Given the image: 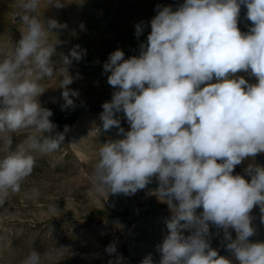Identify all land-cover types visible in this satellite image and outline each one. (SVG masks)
Returning <instances> with one entry per match:
<instances>
[{"label": "clouds", "instance_id": "obj_1", "mask_svg": "<svg viewBox=\"0 0 264 264\" xmlns=\"http://www.w3.org/2000/svg\"><path fill=\"white\" fill-rule=\"evenodd\" d=\"M49 5L62 8L65 0ZM241 6L252 24L247 33L238 27ZM39 7L40 0H18L14 16L26 30L0 58V207L32 175L33 153L50 155L65 141L50 120L53 112L39 101L46 91L40 82L60 77L62 110L74 108L79 96L68 87L75 79L68 69L86 50L75 45L54 62L62 42H50L49 34L67 24L42 21ZM156 11L139 54L125 59L117 49L103 65L115 91L102 104L96 129L116 128L122 138L101 144L94 190L131 196L156 181L154 194L171 211L167 235L157 246L159 264H264V242L249 241L255 206L264 222V166L248 165L250 182L233 174L236 166L264 153V0H184L175 10L157 5ZM144 27L135 25L137 38ZM121 113L130 130L121 126ZM25 130V139L13 148L14 134ZM210 224L224 230L231 259L211 247ZM183 230L191 234L184 236ZM106 252L116 253L115 244ZM121 261L117 256L116 264ZM21 264H42V255L31 250ZM140 264H153L151 254Z\"/></svg>", "mask_w": 264, "mask_h": 264}, {"label": "rangeland", "instance_id": "obj_2", "mask_svg": "<svg viewBox=\"0 0 264 264\" xmlns=\"http://www.w3.org/2000/svg\"><path fill=\"white\" fill-rule=\"evenodd\" d=\"M184 0H65V6L56 8L50 0H40L38 18L43 21L56 19L67 24L65 29H53L49 41L57 38V55H68L79 45L86 55L69 67L75 79L68 87L77 90L75 107L62 110L64 103L59 76L40 83L45 92L39 97L42 107L53 112L50 120L57 125L56 132L65 134L60 150L50 155L33 153L36 157L34 171L21 185L19 193H10L0 207V264H21L31 250L42 255V264H140L149 254L153 264H159L161 253L157 246L167 235L165 221L171 211L166 203L154 194L158 187L155 180L134 195L96 193L93 184L95 165L101 144L117 136L118 130L98 133L102 104L110 101L115 89L107 83L103 65L117 49L125 59L139 54V46L147 41L150 21L157 14V5L172 6L175 10ZM18 0H0V58L21 38L26 26L14 13ZM246 7L241 6L238 27L247 33L252 26L246 19ZM143 23L144 31L137 38L135 25ZM84 27L81 29L80 25ZM249 83H257L246 72L237 73ZM78 77V78H76ZM215 82V81H213ZM121 116V126L130 130ZM67 131L65 132V129ZM26 131L14 134L13 148L25 139ZM55 134V133H53ZM250 163L264 166V153L257 154L235 167L233 174H240L250 182L245 169ZM37 189L39 196H31ZM58 210L50 211L53 206ZM197 209V212H201ZM255 234L250 242H264V222L259 206L250 213ZM207 237L211 247L222 256L225 251V233L222 228L209 225ZM188 236L190 230H183ZM233 239L237 233L229 229ZM115 244L116 253L108 254L106 248ZM57 250L50 258L51 250ZM235 264V261H234Z\"/></svg>", "mask_w": 264, "mask_h": 264}]
</instances>
